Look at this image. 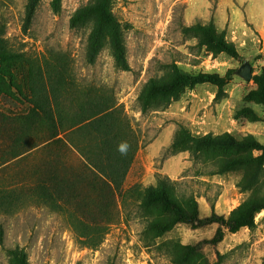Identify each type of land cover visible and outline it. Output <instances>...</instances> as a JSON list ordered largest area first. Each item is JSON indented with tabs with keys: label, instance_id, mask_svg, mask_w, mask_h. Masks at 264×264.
Masks as SVG:
<instances>
[{
	"label": "rangeland",
	"instance_id": "1",
	"mask_svg": "<svg viewBox=\"0 0 264 264\" xmlns=\"http://www.w3.org/2000/svg\"><path fill=\"white\" fill-rule=\"evenodd\" d=\"M28 1L0 0L5 40L19 57L9 65L12 82L0 96V264H14L7 250L16 247L26 252L29 264H264V210L252 229L224 230L223 240L210 245L217 225L175 224L156 237L148 223L161 210L138 208L145 189L162 178L176 201L196 209L200 218H228L241 204L263 196L264 171L246 185L245 173L231 170L223 143L198 147L185 139L209 135L264 145V106L250 95L257 84L236 75L245 61L253 76L264 70V0H114L112 13L120 24L129 71L116 68L107 43L94 64L86 62L89 27L71 29L69 19L91 0H61L57 12L53 0H40L24 31ZM210 24L233 43L238 58L213 51L201 36L185 32ZM174 67L187 74L229 76L230 81L220 99L209 84L182 89L173 98L154 96L150 82L167 83ZM44 100L58 104L65 128L80 106H115L137 147L123 180V190L130 193L123 206L119 202L116 219L107 208L97 217L85 213L88 207L56 211L41 202L38 188L29 190L32 178L23 153L33 124L34 131H45V118L36 122L31 113L32 103ZM67 140L73 146L88 144L77 136Z\"/></svg>",
	"mask_w": 264,
	"mask_h": 264
},
{
	"label": "trees",
	"instance_id": "2",
	"mask_svg": "<svg viewBox=\"0 0 264 264\" xmlns=\"http://www.w3.org/2000/svg\"><path fill=\"white\" fill-rule=\"evenodd\" d=\"M39 1H28L23 23L24 31L30 26ZM60 1H52V7L56 12ZM113 1L91 0L90 4L73 13L69 19V27L71 29L89 27L85 44L88 64L95 63L107 43L116 68L129 71L120 24L112 13ZM185 32L201 36L205 45L213 51L231 58L239 56L233 43L226 42L223 35H217L212 24L188 27ZM18 58V55L12 53L7 46L5 24L0 21V96L5 93V87L10 86L12 82L13 75L9 65ZM252 80L257 84V90L250 95L264 106V70ZM229 81V76L221 77L211 73L187 74L174 67L170 81L162 84L150 82L149 87L154 96L173 98L182 89L193 90L197 86L209 84L217 89L216 99H220ZM32 104L34 108L31 113L36 122L39 116H43L46 127L42 134L38 133V130L34 131L36 125L33 124V131L29 136L30 144L23 153L26 154L24 161H29L27 171L32 178L29 190L38 188L41 202L53 210L60 211V206L77 207L80 210L88 207L89 212L85 213L89 215L93 213L94 217H97L98 213L104 214L107 208L111 219H116L119 216V202L123 206L130 193L123 190V180L133 162L137 147L134 140H130V134L126 131V126L124 127V121L119 118L115 106L99 103H92L89 108L80 106L79 113L73 115V123L65 128L62 115L58 113L57 103L55 105L52 101L53 107L48 100ZM115 113L118 115L117 118H113ZM62 134L66 135V139L60 138ZM75 136L83 138L88 144L70 145L67 138ZM227 138L228 141H225L224 138H211L207 135L199 139L186 137L185 141L190 140L198 147L202 143L211 145L223 143L229 152L225 158L232 159L229 162L233 166L231 170L244 172L246 185H253L264 171V145L247 139L237 142L231 137ZM253 151L259 152L260 155L253 156ZM249 169H252L250 173ZM14 202L15 200H12V206L10 203L9 206L13 207ZM149 206L161 210V216L151 218L148 223V231L154 233L156 237L168 232L175 224L192 227L215 224L218 230L209 244L217 245L223 240L224 230L229 234H235L243 228L252 229L255 226L256 215L264 210V194L241 204L228 218L216 214L200 218L196 209L183 208L176 201L171 185L162 178L156 186L145 189L143 200L138 204L141 210ZM166 217L170 220L163 221ZM3 233V228L0 227V245L3 244ZM7 252L14 264H29L23 249L16 247Z\"/></svg>",
	"mask_w": 264,
	"mask_h": 264
},
{
	"label": "water",
	"instance_id": "3",
	"mask_svg": "<svg viewBox=\"0 0 264 264\" xmlns=\"http://www.w3.org/2000/svg\"><path fill=\"white\" fill-rule=\"evenodd\" d=\"M236 75L245 82H250L253 79L252 67L248 61H245L236 71Z\"/></svg>",
	"mask_w": 264,
	"mask_h": 264
}]
</instances>
